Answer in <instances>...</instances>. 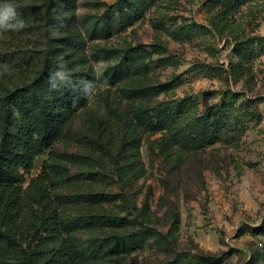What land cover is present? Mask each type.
Here are the masks:
<instances>
[{
  "label": "rangeland",
  "instance_id": "374dc122",
  "mask_svg": "<svg viewBox=\"0 0 264 264\" xmlns=\"http://www.w3.org/2000/svg\"><path fill=\"white\" fill-rule=\"evenodd\" d=\"M115 1L76 0L71 7L83 41L80 53L98 88L67 138L37 158L23 190L48 161L47 186L63 197L56 202L62 215L73 218L89 207L78 197L108 191L111 203L101 205L131 220L132 233L160 234H145L140 247L106 264H264L257 260L264 254V232L253 231L264 221V0L228 15L210 0H158L131 24H119L113 11L107 28L96 26ZM39 11L32 32L10 48L40 51L51 45L49 36H55L45 28L53 22L41 19L44 7ZM5 39L9 47L11 37ZM244 39L256 48L247 60L233 55ZM235 62L242 66L240 76ZM134 85L166 86L152 98L154 105L189 97L191 112L201 114L223 105L230 126L199 148L169 144L166 133L142 132L136 125L141 100L130 96ZM135 152L132 161L142 162L146 172L124 191L114 161L122 165Z\"/></svg>",
  "mask_w": 264,
  "mask_h": 264
},
{
  "label": "trees",
  "instance_id": "16d2710c",
  "mask_svg": "<svg viewBox=\"0 0 264 264\" xmlns=\"http://www.w3.org/2000/svg\"><path fill=\"white\" fill-rule=\"evenodd\" d=\"M157 1L116 0L107 7L109 15L98 19L96 26L102 24L107 28L111 24L108 17L115 14L113 11L118 13L114 18L119 24H131ZM210 1L222 8L223 15H228L258 0ZM6 3L15 5L16 17L0 26V264H106L111 256L128 254L140 247L145 234L160 237L152 229L132 233L131 220L101 205L104 201L111 203L112 193L108 191L78 197L77 201L89 207L84 211L80 208L73 218L62 215L56 202L63 197L47 186V174L51 173L48 161L44 172L23 190L37 158L48 151L52 154L53 148L67 138L98 83L95 71L86 67L80 53L83 41L75 28L71 9L76 0H0V7ZM43 7L41 19L53 22L45 28L55 36H49L51 45L40 51L30 47L10 48L20 42V36L32 32L33 18L40 16L39 10ZM20 22L23 27L19 26ZM7 36L11 37L9 47L5 46ZM260 44L264 46L263 41ZM253 46L252 41L241 40L233 55L247 60L255 54ZM237 63H234V74L240 76L242 66ZM165 87L134 85L129 90L134 102L141 100L135 118L142 132H164L169 144L186 150L212 144L227 132L230 124L223 105L215 104L201 114L191 112L189 97L152 104V98L166 91ZM229 93L232 97L239 96L233 91ZM138 155L135 152L122 165L114 161L118 182L124 191L126 185L133 187L146 172L142 162L136 165L132 161ZM126 158L123 153L122 159ZM70 179L69 176L65 180ZM136 218L139 219V214ZM253 231L263 233L264 221ZM201 259L215 263L222 260L208 256ZM263 259L264 254L257 256L258 261Z\"/></svg>",
  "mask_w": 264,
  "mask_h": 264
},
{
  "label": "clouds",
  "instance_id": "9594fccd",
  "mask_svg": "<svg viewBox=\"0 0 264 264\" xmlns=\"http://www.w3.org/2000/svg\"><path fill=\"white\" fill-rule=\"evenodd\" d=\"M16 17L15 5L6 3L0 7V26H4L7 21ZM20 27H23V22H20Z\"/></svg>",
  "mask_w": 264,
  "mask_h": 264
}]
</instances>
